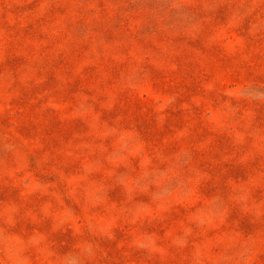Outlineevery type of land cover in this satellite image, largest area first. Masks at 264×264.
Segmentation results:
<instances>
[{
	"label": "rangeland",
	"instance_id": "1",
	"mask_svg": "<svg viewBox=\"0 0 264 264\" xmlns=\"http://www.w3.org/2000/svg\"><path fill=\"white\" fill-rule=\"evenodd\" d=\"M0 264H264V0H0Z\"/></svg>",
	"mask_w": 264,
	"mask_h": 264
}]
</instances>
